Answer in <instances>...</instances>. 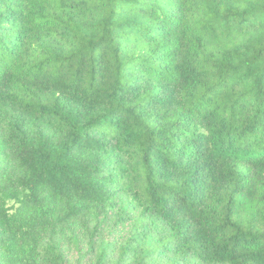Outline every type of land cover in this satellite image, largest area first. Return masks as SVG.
Returning a JSON list of instances; mask_svg holds the SVG:
<instances>
[{
    "label": "trees",
    "instance_id": "trees-1",
    "mask_svg": "<svg viewBox=\"0 0 264 264\" xmlns=\"http://www.w3.org/2000/svg\"><path fill=\"white\" fill-rule=\"evenodd\" d=\"M0 264H264V0H0Z\"/></svg>",
    "mask_w": 264,
    "mask_h": 264
}]
</instances>
